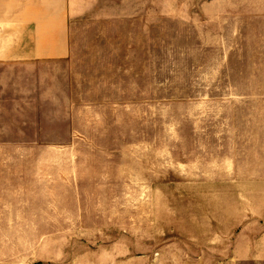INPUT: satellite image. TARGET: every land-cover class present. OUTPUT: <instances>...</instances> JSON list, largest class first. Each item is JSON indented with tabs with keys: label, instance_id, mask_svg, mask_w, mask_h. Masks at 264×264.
<instances>
[{
	"label": "rangeland",
	"instance_id": "obj_1",
	"mask_svg": "<svg viewBox=\"0 0 264 264\" xmlns=\"http://www.w3.org/2000/svg\"><path fill=\"white\" fill-rule=\"evenodd\" d=\"M69 9L0 64V264H264V0Z\"/></svg>",
	"mask_w": 264,
	"mask_h": 264
},
{
	"label": "crops",
	"instance_id": "obj_2",
	"mask_svg": "<svg viewBox=\"0 0 264 264\" xmlns=\"http://www.w3.org/2000/svg\"><path fill=\"white\" fill-rule=\"evenodd\" d=\"M69 0H0V64L70 57Z\"/></svg>",
	"mask_w": 264,
	"mask_h": 264
}]
</instances>
